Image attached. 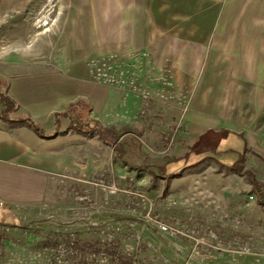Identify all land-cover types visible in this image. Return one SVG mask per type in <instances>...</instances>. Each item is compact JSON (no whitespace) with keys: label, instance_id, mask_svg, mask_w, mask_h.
Returning <instances> with one entry per match:
<instances>
[{"label":"crops","instance_id":"obj_1","mask_svg":"<svg viewBox=\"0 0 264 264\" xmlns=\"http://www.w3.org/2000/svg\"><path fill=\"white\" fill-rule=\"evenodd\" d=\"M247 6L252 9L247 11L248 28L255 31L251 39H227L226 47L210 49L206 56H173L165 61L173 77L166 69L157 70L147 54L134 55L131 63L126 60L142 96L87 83L74 71L60 86L8 82L7 90L0 91L2 99L9 100H3L6 105L0 102V197L13 201L31 197L37 185L33 187L28 178L41 183L61 172L97 171L101 165L90 168V152L101 145L112 153L110 175L118 186H129L115 190L130 196L134 195L121 189L141 191L149 198V204L140 198L145 202L141 211L147 215L145 232L160 233L154 220L196 236L194 264L206 263L202 248L220 251L219 238L246 233V218L251 215L246 211V188L257 201L253 185L261 190L264 183V157L247 156L246 147L255 141V123L264 124V20L253 16L264 0H246ZM213 27L210 23L205 29ZM196 73H202L197 86ZM91 131L93 135L86 134ZM92 136L97 140L93 145ZM74 141L82 153L74 152ZM116 199L123 204L133 201L128 205L134 209L143 205ZM259 209L261 215L253 221L264 230V203ZM4 229L0 226V231ZM173 246L166 251L174 256L192 253L180 241L179 251Z\"/></svg>","mask_w":264,"mask_h":264},{"label":"rangeland","instance_id":"obj_2","mask_svg":"<svg viewBox=\"0 0 264 264\" xmlns=\"http://www.w3.org/2000/svg\"><path fill=\"white\" fill-rule=\"evenodd\" d=\"M250 6L246 8V0H0V91L18 81L34 87L42 82L60 86L70 81L72 71L83 74L87 83H94L90 70L93 64L99 68L97 61H128L137 54H147L157 70H168L166 73L173 77V69L165 62L173 56H206L210 49L226 47L227 39H251L255 31L248 28ZM253 16L264 20V7ZM210 23L214 27L208 31L205 28ZM201 74H195V86L202 80ZM168 83L172 86L171 78ZM261 122L253 127L255 141L246 143L247 156L264 157ZM90 141L93 145L97 140L92 136ZM78 144L74 141V152L80 154ZM111 155L109 149L96 145L89 163L92 170L101 165L97 171L89 175L61 172L57 178L46 176L41 183L28 178L33 187L37 185L31 197H16L15 201L0 197L11 202L21 225L3 226L0 231V264H60L61 255L57 258L55 249L74 245H88L91 250L105 246L125 258L113 264L183 263L190 254L174 256L166 251L172 244L179 248L178 238L165 240L157 233L145 232L141 210L149 198L141 191L121 189L134 195L130 196L115 190L129 186H118L110 175ZM254 187L260 199L248 200L252 190L246 188V211L251 214L246 218V233H234L228 240L219 238L223 245L220 251L202 248L199 253L207 257L205 264H230L232 260L264 264V230L254 222L262 212L259 204L264 203V183L261 190L258 185ZM116 197L143 205L134 209L128 205L133 201L123 204ZM106 250L104 257L97 258L100 264H110L104 259Z\"/></svg>","mask_w":264,"mask_h":264},{"label":"built area","instance_id":"obj_3","mask_svg":"<svg viewBox=\"0 0 264 264\" xmlns=\"http://www.w3.org/2000/svg\"><path fill=\"white\" fill-rule=\"evenodd\" d=\"M145 54H140L141 58ZM128 60L130 62L134 58ZM103 60V59H102ZM97 61L99 68L96 69L94 64L91 66V78L95 84H101L103 86L113 88V89H128L131 92H134L136 95L142 96L144 93L140 90V87L137 88L135 81L137 76L134 71L131 69H126L128 62L121 59L111 58L106 59L107 61ZM131 63V62H130ZM248 200H254L253 195H249ZM12 205L0 199V226H15L21 227L20 221L13 210H11ZM144 219H147V215L144 216ZM149 222V221H148ZM153 225L158 228L160 233H157L161 238L168 240V238H178L180 242L184 243L187 247L190 248L192 253L182 264H194L193 258L197 257V249L199 244L196 242V236L191 234L184 233L180 230H177L174 227H171L165 223L159 221H152ZM178 251L180 250L177 248ZM179 253V252H178Z\"/></svg>","mask_w":264,"mask_h":264},{"label":"trees","instance_id":"obj_4","mask_svg":"<svg viewBox=\"0 0 264 264\" xmlns=\"http://www.w3.org/2000/svg\"><path fill=\"white\" fill-rule=\"evenodd\" d=\"M9 102V100L7 99H2V94L0 95V102L4 105L5 102ZM26 124H28L30 127H32V129L34 130V132L38 133V129L36 127H34V125H32V123L29 122H25ZM74 130L80 132L81 129H77L74 128ZM88 135H93V132H88L86 133ZM125 163V162H124ZM126 164V163H125ZM254 186V185H253ZM104 249L106 250V247L103 246V249H101L100 247H98L97 249H93L91 250V246L85 245L82 247H78L77 245L74 246H70V247H66V249L63 250H57L55 249V256L58 258L60 257V259L58 261H61L62 263L60 264H100L99 261L97 260L98 257L102 256L104 257ZM89 250V252H88ZM60 254V255H58ZM91 256L94 258L91 259ZM108 256V257H107ZM124 257H122V255H119L116 253V251L114 250H106L105 251V258L104 259H108L110 261V264L113 263H117V261H120L121 259H123ZM125 259V258H124ZM118 264H124V263H118ZM126 264H133L130 261Z\"/></svg>","mask_w":264,"mask_h":264}]
</instances>
